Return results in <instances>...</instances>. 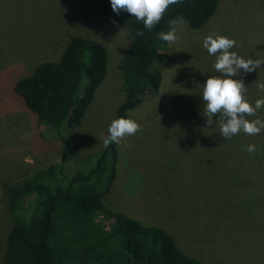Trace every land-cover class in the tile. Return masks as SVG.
Wrapping results in <instances>:
<instances>
[{
    "label": "rangeland",
    "instance_id": "obj_1",
    "mask_svg": "<svg viewBox=\"0 0 264 264\" xmlns=\"http://www.w3.org/2000/svg\"><path fill=\"white\" fill-rule=\"evenodd\" d=\"M213 32L235 39L231 51L239 56L264 59V0H220L202 29L178 27V41L164 46L159 92L129 113L141 131L117 144L116 178L103 205L166 230L204 264H264V130L225 139L215 122L219 117L207 126L203 85L221 75L216 57L203 47ZM76 36L107 48L108 70L82 122L65 131L71 145L63 152L62 142L27 110L14 86L40 64L59 61ZM130 44L128 31L101 13L99 0H0V264H7L15 224L12 190L58 164L63 154L69 157L64 177L88 173L94 166L88 158L104 150L125 98L119 65ZM233 79L243 80L253 105L264 98L257 87L264 83V65ZM257 118L264 120V108L248 117ZM250 144L255 152L246 151Z\"/></svg>",
    "mask_w": 264,
    "mask_h": 264
},
{
    "label": "trees",
    "instance_id": "obj_2",
    "mask_svg": "<svg viewBox=\"0 0 264 264\" xmlns=\"http://www.w3.org/2000/svg\"><path fill=\"white\" fill-rule=\"evenodd\" d=\"M219 2L180 0L149 31L131 14L113 12L111 0H99L101 13L116 19L131 36L119 65L125 98L116 119L130 118L132 110L159 92L167 43L159 33L169 31V21L182 16L191 29H202ZM108 61L102 43L76 36L59 61L40 64L14 86L27 110L62 142L63 152L71 145L65 131L82 122L107 76ZM67 158L63 154L58 164L37 171L22 188L12 190L15 224L7 238V264H204L184 253L166 230L104 207L116 178V143L88 158L94 163L88 173L64 177Z\"/></svg>",
    "mask_w": 264,
    "mask_h": 264
},
{
    "label": "clouds",
    "instance_id": "obj_3",
    "mask_svg": "<svg viewBox=\"0 0 264 264\" xmlns=\"http://www.w3.org/2000/svg\"><path fill=\"white\" fill-rule=\"evenodd\" d=\"M180 0H111L113 12L119 15L122 11L131 14L144 27L151 31L164 18L170 6L179 3ZM184 18L177 17L169 21V31L160 32V38L168 44L178 41V27L184 24ZM137 35H143L138 32ZM237 46L235 39L226 36L209 34L203 41V47L212 56L216 57L215 70L220 76L209 77L203 85L202 100L205 103L206 124L212 127L214 117H219L221 135L225 139H231L241 131L249 136L259 135L264 130V120H249L255 116L257 110L264 108V98L257 99L253 105L246 98L248 88L243 80L233 79L241 75L255 72L264 65V59H245L235 51ZM258 89L264 92V83L257 84ZM141 131L140 124L130 118H119L111 122L108 135L103 139V145L108 148L110 144H119L123 139L136 135ZM249 153L256 151V145L246 147Z\"/></svg>",
    "mask_w": 264,
    "mask_h": 264
}]
</instances>
